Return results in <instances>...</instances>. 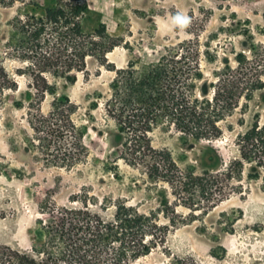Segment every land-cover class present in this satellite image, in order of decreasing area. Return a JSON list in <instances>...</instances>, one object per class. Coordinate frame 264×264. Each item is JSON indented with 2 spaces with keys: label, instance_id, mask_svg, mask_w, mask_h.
<instances>
[{
  "label": "rangeland",
  "instance_id": "obj_1",
  "mask_svg": "<svg viewBox=\"0 0 264 264\" xmlns=\"http://www.w3.org/2000/svg\"><path fill=\"white\" fill-rule=\"evenodd\" d=\"M81 1L91 10L86 27L103 22L118 45L108 55L110 66L90 61L74 83L49 76L74 104L72 118L81 141L69 139L67 148L56 142L44 145L36 135L28 108L31 78L16 72L23 63L6 55L4 47L9 21L22 5H0V61L26 94L17 105L19 92H8L0 106V245L37 255L56 245L49 230L69 224L77 213L109 221L125 203L158 223L146 238L150 252L131 264H162L173 256L192 257L198 264H264L261 181L250 179L246 171L242 190L203 193L192 179L178 187L150 178L111 145L116 125L104 101L111 95L115 68L130 62L141 67L186 40L200 51L201 68L210 81L228 65L236 68L241 56L254 63L264 84V0ZM36 2L27 9L43 16L55 0ZM53 100L50 94L43 100L44 114ZM256 117L264 124V85L220 122L224 132L219 138L191 143L164 127L150 136L155 147L171 152L181 169L217 172L237 155L236 137Z\"/></svg>",
  "mask_w": 264,
  "mask_h": 264
},
{
  "label": "trees",
  "instance_id": "obj_2",
  "mask_svg": "<svg viewBox=\"0 0 264 264\" xmlns=\"http://www.w3.org/2000/svg\"><path fill=\"white\" fill-rule=\"evenodd\" d=\"M16 4L22 7L9 21L5 53L23 63L16 70L18 74L31 78L33 95L28 108L38 139L44 145L56 142L67 148L69 139L81 141L72 118L75 108L49 76L71 84L79 72L88 69L90 61L110 66L108 55L118 39L109 34L103 22L92 29L86 27L91 10L81 0H55L45 7L43 16L27 9L37 6L36 0H0L5 7ZM237 59L236 68L228 65L210 81L201 68L200 51L186 40L141 67L130 62L115 68L111 95L104 101L116 125L109 141L120 150V158L142 168L150 178L178 187L192 179L203 193L242 190L246 171L264 188V124L258 117L237 135V155L217 172L197 174L181 169L171 152L155 147L150 136L155 128L164 127L176 130L191 143L221 137L224 130L220 122L232 114L242 98L250 99L264 85L254 63L241 56ZM8 92H19L16 103H24L26 94L14 73L0 61V106ZM49 94L54 100L50 112L44 114L41 104ZM77 214L69 224L49 230L56 245L37 255L0 245V264H131L150 252L146 238L158 223L132 206L119 204L109 221L89 212ZM162 264L198 263L192 257L173 256Z\"/></svg>",
  "mask_w": 264,
  "mask_h": 264
}]
</instances>
